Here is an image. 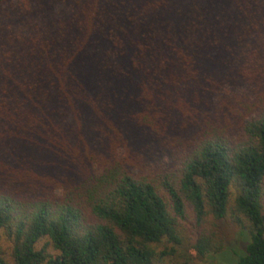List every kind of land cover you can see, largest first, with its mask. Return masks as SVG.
<instances>
[{
  "label": "trees",
  "instance_id": "1",
  "mask_svg": "<svg viewBox=\"0 0 264 264\" xmlns=\"http://www.w3.org/2000/svg\"><path fill=\"white\" fill-rule=\"evenodd\" d=\"M208 255L264 264V0H0V264Z\"/></svg>",
  "mask_w": 264,
  "mask_h": 264
},
{
  "label": "rangeland",
  "instance_id": "2",
  "mask_svg": "<svg viewBox=\"0 0 264 264\" xmlns=\"http://www.w3.org/2000/svg\"><path fill=\"white\" fill-rule=\"evenodd\" d=\"M217 232L221 235V237L225 241L226 251L233 250V251L239 252L240 250L243 249L244 244L246 243L247 236L232 221L226 219L223 222L219 223ZM3 249L4 250L8 249V245L6 243L3 244ZM190 253L194 255L193 251H191ZM162 263L163 264H173L169 258L165 259ZM158 264H161V263H158ZM190 264H224V263L217 256L208 255L202 261L193 259L191 260Z\"/></svg>",
  "mask_w": 264,
  "mask_h": 264
}]
</instances>
